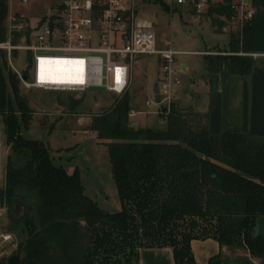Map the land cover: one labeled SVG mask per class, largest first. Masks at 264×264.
<instances>
[{"label": "trees", "instance_id": "obj_1", "mask_svg": "<svg viewBox=\"0 0 264 264\" xmlns=\"http://www.w3.org/2000/svg\"><path fill=\"white\" fill-rule=\"evenodd\" d=\"M251 1L255 15L242 41L230 36L231 52L264 53V0ZM225 13L221 5L207 15L221 29L214 15ZM7 15L8 0H0V42L7 39ZM204 64L210 74L227 70L242 78L257 65L236 54L206 55ZM130 110L125 95L87 130L104 144L111 164L121 209L108 212L85 194L77 167L67 172L49 147L22 134L33 110L0 51V119L11 148L0 207L8 228L20 233L11 255L19 254V264H138L140 248L169 247L174 264H196L191 241L210 238L263 262L264 237H255V227L264 216V137L234 126L220 134L197 131V115L173 105L162 128L133 127ZM208 264L226 263L218 253Z\"/></svg>", "mask_w": 264, "mask_h": 264}, {"label": "rangeland", "instance_id": "obj_2", "mask_svg": "<svg viewBox=\"0 0 264 264\" xmlns=\"http://www.w3.org/2000/svg\"><path fill=\"white\" fill-rule=\"evenodd\" d=\"M168 7L163 9L152 0H137L139 15L155 22L157 37L161 44L171 41L177 49L185 51H223L229 50V35L212 23L208 15L196 16L188 11L186 5H175L164 0ZM56 0H30L28 3L14 1L13 12L29 17L33 22L44 15L48 7ZM47 5V8L44 5ZM25 52H19L13 62L23 69ZM205 55L185 54L179 61L186 66L179 74L180 84L174 87V99L171 106L183 112L197 115L198 127H208V105L211 89V74L204 64ZM257 64H264V56L253 58ZM159 58L156 55H142L132 63L131 83L122 96L110 94L103 89H92L83 94L67 92H48L43 90L28 91L21 88L33 117L27 129L22 130L26 138L43 142L50 149L53 162L62 165L69 172L77 167L86 195L95 199L99 206L109 212H116L114 205L119 204L115 181L107 149L101 140L88 136V126L94 117L113 107L114 103L128 96L131 110L135 115L128 121H137L139 128H162L166 114L157 107L146 106V101L154 100V86L160 79ZM220 74V73H218ZM230 76V125L239 127L241 122V101L243 80ZM221 89V81H219ZM168 109H163V112ZM0 188L3 186L4 171L11 154L6 142L4 123H0ZM0 223L7 226L6 209L0 207ZM202 225L203 222H200ZM236 248H232L234 251ZM244 249V248H243ZM14 247L9 245V255ZM236 251V250H235ZM7 255V256H9ZM258 264H261L260 257ZM245 259V258H243ZM250 264H253L248 260Z\"/></svg>", "mask_w": 264, "mask_h": 264}, {"label": "built area", "instance_id": "obj_3", "mask_svg": "<svg viewBox=\"0 0 264 264\" xmlns=\"http://www.w3.org/2000/svg\"><path fill=\"white\" fill-rule=\"evenodd\" d=\"M14 1L28 3L30 0H8L7 39L0 42V51L5 52L7 64L20 81V87L28 91L83 94L98 88L122 96L131 83L135 59L142 55H156L160 64V79L155 85L158 93L154 100L146 101V106H155L167 115L174 99V87L180 84L179 74L184 69L180 56H264V53H245L242 50L185 51L177 49L171 41L161 44L155 22L139 15L137 0H56L34 22L11 10ZM170 2L186 5L188 11L196 16L207 15L209 9L226 5L229 14H215L214 17L222 22V31L229 37L232 34L237 36L240 41L256 11L251 0ZM16 36L17 42H13ZM19 52L26 53L23 69L13 62ZM56 60L66 62L57 70L61 80L51 79L47 72L41 74L42 66ZM26 71L27 77L24 78ZM165 108L168 110L163 112ZM128 115L133 116L135 112L130 110ZM1 145L0 134V149ZM9 245L14 249L17 246L14 231L0 223V257L9 255Z\"/></svg>", "mask_w": 264, "mask_h": 264}, {"label": "water", "instance_id": "obj_4", "mask_svg": "<svg viewBox=\"0 0 264 264\" xmlns=\"http://www.w3.org/2000/svg\"><path fill=\"white\" fill-rule=\"evenodd\" d=\"M230 73L227 70L221 71L220 74H211V89L209 98V126L210 134H220L230 131L229 126V88ZM27 77V71L24 73ZM219 81L222 88L219 89ZM154 93H158V89L154 86ZM158 102V100H157ZM243 125L242 130L248 131L251 135L264 137V70L261 67H254L251 73V105H250V125L248 128V90L247 81L243 82ZM1 123V119H0ZM133 127L138 126L137 121L131 124ZM196 130L199 131L198 123ZM17 246L20 241L19 231H14ZM255 237H264V216L258 217L256 220ZM16 246V247H17ZM20 256L15 253L10 256L2 255L0 264H19ZM264 264V260L262 262Z\"/></svg>", "mask_w": 264, "mask_h": 264}, {"label": "crops", "instance_id": "obj_5", "mask_svg": "<svg viewBox=\"0 0 264 264\" xmlns=\"http://www.w3.org/2000/svg\"><path fill=\"white\" fill-rule=\"evenodd\" d=\"M185 66L186 65L183 64V67ZM64 168L67 170L66 167ZM67 172L69 171L67 170ZM93 200L98 204L95 199ZM114 207L115 210L119 211L121 209L120 202L119 204H115ZM191 250L196 264H208L209 258L218 253L222 255L226 264H243L241 262V259L243 258L250 260L253 264H258V259L251 257L246 249L236 248L233 251L232 248H228L225 246L220 247V245L215 240L210 238L193 239L191 241ZM138 264H174L172 250L169 247L140 248Z\"/></svg>", "mask_w": 264, "mask_h": 264}, {"label": "flooded vegetation", "instance_id": "obj_6", "mask_svg": "<svg viewBox=\"0 0 264 264\" xmlns=\"http://www.w3.org/2000/svg\"><path fill=\"white\" fill-rule=\"evenodd\" d=\"M256 66L261 67L264 70V64L261 63V64H257ZM244 81H247V80H243V82ZM221 88H222V83H221ZM247 90H248V115H249L248 124L247 125H248V128H249V125H250V105H251V74H250L249 81H247ZM208 108H209V105H208ZM242 113H243V83H242V101H241V122H240V125H239L241 130H242V125H243V114ZM208 126H209V112H208ZM229 126H230V128L233 127L232 125H230V88H229ZM244 132L250 134L248 131H244ZM252 136H254V135H252ZM257 137H260V136H257Z\"/></svg>", "mask_w": 264, "mask_h": 264}, {"label": "bare ground", "instance_id": "obj_7", "mask_svg": "<svg viewBox=\"0 0 264 264\" xmlns=\"http://www.w3.org/2000/svg\"><path fill=\"white\" fill-rule=\"evenodd\" d=\"M64 63H66L64 60H56L50 63L51 66L50 65L48 66L46 65L45 67L42 66L41 74H43L44 72H47L48 76L51 79L61 80L62 78H60V76L58 75L59 72H57V70L58 68L63 66Z\"/></svg>", "mask_w": 264, "mask_h": 264}]
</instances>
